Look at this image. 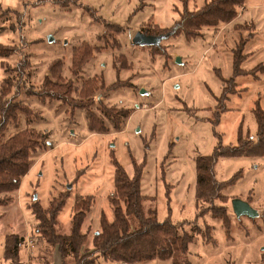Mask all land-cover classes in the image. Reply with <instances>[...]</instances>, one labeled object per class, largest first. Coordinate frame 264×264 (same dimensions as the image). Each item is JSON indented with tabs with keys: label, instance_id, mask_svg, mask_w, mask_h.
Wrapping results in <instances>:
<instances>
[{
	"label": "rangeland",
	"instance_id": "1",
	"mask_svg": "<svg viewBox=\"0 0 264 264\" xmlns=\"http://www.w3.org/2000/svg\"><path fill=\"white\" fill-rule=\"evenodd\" d=\"M203 2L189 0L188 7ZM183 6V0H0V45L15 49L8 57L0 56V90L5 78L16 81L13 70L25 56L31 62L29 85L38 86L50 77L72 80L79 89L94 78L98 86L83 100L90 108L41 100L26 94L27 86H21L17 98L29 112H20L4 138L33 128L40 139L34 163L19 189L7 204L0 205V264H11L3 256L5 238L12 233L25 238L22 261L28 245L36 253L23 264H62L57 246L37 232L32 205L37 201L47 208L54 197L67 191L71 197L57 217L56 230L70 233L75 196L91 195L93 205L83 224L91 248L94 235L101 230L102 216L114 219L110 197L115 190L113 157L130 175L135 172L133 161L144 164V208H156L160 221L170 217L174 223H185L184 229L194 238L188 264H264V156L221 157L214 170L217 180L227 182L237 176L220 191L226 201L217 199L213 206L204 201L197 206L195 164L198 156L211 154L219 143L236 145L240 132L244 139L256 140L254 108L257 101L264 108V71L257 77H234L233 53L242 37L253 33L241 68L250 70L264 62V9L250 10L258 14L254 28L221 24L204 27L192 39L178 32L159 45L133 42L138 31L154 34L157 27L163 29L162 34L177 30ZM249 15L245 12L237 22H249ZM81 47L90 50V57L75 75L72 57ZM231 77L238 85L228 94V109L215 124L223 79ZM102 106L130 110L120 131L104 115ZM91 115L107 129L91 130ZM236 200L249 202L253 215L237 216ZM216 205L226 207L229 229L211 211ZM198 213L201 215L196 216ZM207 226L212 241L202 234ZM74 260L73 256L67 258L68 263ZM136 264L174 262L154 259Z\"/></svg>",
	"mask_w": 264,
	"mask_h": 264
},
{
	"label": "trees",
	"instance_id": "2",
	"mask_svg": "<svg viewBox=\"0 0 264 264\" xmlns=\"http://www.w3.org/2000/svg\"><path fill=\"white\" fill-rule=\"evenodd\" d=\"M245 1L206 0L203 6L189 9V0H183L184 10L181 19L176 23L179 26L174 34L182 32L186 38L192 39L200 36V31L204 27H218L221 24H228L237 18ZM155 30L154 34H157L163 29L156 27ZM144 32L149 34L148 31L144 30ZM248 41L249 38L242 37V43L233 53L234 77L238 75L257 77L258 72L264 71V62L257 64L250 70L241 68L242 63L247 59L248 54L244 51ZM14 51V47L0 45L1 57H8ZM89 57L90 50L88 48L81 47L74 52L72 66L75 75L82 72L83 65L88 62ZM30 67L31 62L28 56H25L13 70L18 76L16 81L14 78H5L1 85L0 195L7 197V199L0 197V205L7 204L10 201V195L19 189L23 177L34 163L33 154L39 145L40 134L33 128L19 130L4 138L5 130L11 122H16L19 119L20 112H29L27 105L18 101L21 95V86H27L26 94L35 95L41 100H57L70 105L72 108H90L83 100L86 96L92 95L98 88L94 78L83 82L80 89L75 86L72 80L63 82L50 77H46L38 86L29 85ZM234 77L223 79V93L213 119L215 124L219 123L222 113L228 109L225 106L228 94L231 95L235 92V87L238 85ZM113 86L111 87L113 88ZM74 95H78L79 99ZM222 102H224L223 105ZM101 110L107 118L113 121L116 131L122 129L124 118L130 115V110L119 109L115 106L109 108L102 106ZM254 114L257 122L256 140H253L252 137L246 140L240 132L236 145L219 143L211 154L200 155L196 158V200L198 207H200V201L210 203L212 206L217 199L226 201V197H222L220 191L231 184L237 175L227 182L217 180L214 170L221 157L264 156V108L259 101L254 108ZM89 120L91 130L107 129L105 123L100 119L95 120L93 115L90 116ZM112 161L115 167V190L110 197L114 206V219L109 221L105 215L102 216L101 230L94 235L91 248L87 247L88 234L83 231L84 221L93 205L91 195L77 194L75 196L73 205L75 214L68 234L58 232L55 225L58 215L71 197L70 192L67 191L54 197L47 208L35 201L32 205V214L37 220V232L48 244L57 246L62 256V264H98L102 260L113 263L136 264L154 259H172L174 264H188L187 254L194 238L190 232L184 229L185 223H174L170 217L160 221L156 208L148 209V211L144 208L145 196L141 189L144 164H137V161H133L135 172L130 175L115 157ZM211 211L216 217L222 219L226 229H229L230 219L226 207L216 205ZM199 215L201 214L198 213L196 216ZM202 234L207 241H212L210 226H207ZM24 242L25 238L19 234L7 235L4 243V259L11 261V264H23L21 249ZM69 256L75 258L74 263L67 262Z\"/></svg>",
	"mask_w": 264,
	"mask_h": 264
},
{
	"label": "water",
	"instance_id": "3",
	"mask_svg": "<svg viewBox=\"0 0 264 264\" xmlns=\"http://www.w3.org/2000/svg\"><path fill=\"white\" fill-rule=\"evenodd\" d=\"M176 27L167 33L162 34H148L143 31H138L133 39V42L137 45H159L164 39L168 38L172 33H174ZM233 208L237 216L242 215H253V208L247 201L236 200L233 203Z\"/></svg>",
	"mask_w": 264,
	"mask_h": 264
},
{
	"label": "crops",
	"instance_id": "4",
	"mask_svg": "<svg viewBox=\"0 0 264 264\" xmlns=\"http://www.w3.org/2000/svg\"><path fill=\"white\" fill-rule=\"evenodd\" d=\"M201 1V3L203 2V3H205V1L206 0H200ZM200 3V4H201ZM198 5V4H197ZM204 4H202V6H203ZM198 7H200V6H198ZM242 8V9H241ZM240 9L241 10H239V15L237 16V18H235L233 21H231L230 23H228V24H239V25H244V24H247V25H251V27L253 26V28H254V26H255V23L257 22V20H258V18H256L257 16H258V14L256 13V12H251L250 10H261V9H264V0H246L245 1V4L241 7ZM249 12L250 13V15L249 16H251L252 18L250 19V21L248 22V21H245L244 23H241V22H237L238 21V19H239V17L242 15V14H244L245 12ZM228 26V25H227ZM254 35H253V33H251L250 34V36H249V41L251 40V39H254ZM248 41V42H249ZM247 42V43H248ZM28 244V243H27ZM33 247V246H32ZM32 247H29V245L27 246V250H28V254H26V258L24 259L23 258V261L24 262H26V263H28V261H26V259H28V258H30L31 256H35V252H34V250L33 249H31ZM31 250H32V252H31ZM99 264H126V263H113V262H108V261H105V260H102V261H99Z\"/></svg>",
	"mask_w": 264,
	"mask_h": 264
}]
</instances>
